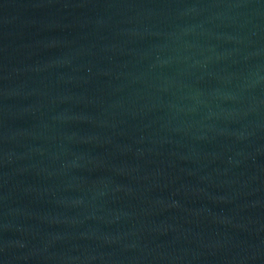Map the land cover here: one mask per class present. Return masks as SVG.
<instances>
[{"label":"water","instance_id":"95a60500","mask_svg":"<svg viewBox=\"0 0 264 264\" xmlns=\"http://www.w3.org/2000/svg\"><path fill=\"white\" fill-rule=\"evenodd\" d=\"M0 264H264V0H0Z\"/></svg>","mask_w":264,"mask_h":264}]
</instances>
